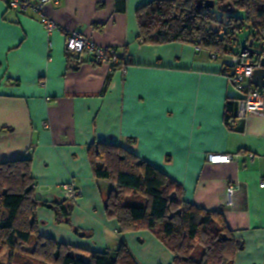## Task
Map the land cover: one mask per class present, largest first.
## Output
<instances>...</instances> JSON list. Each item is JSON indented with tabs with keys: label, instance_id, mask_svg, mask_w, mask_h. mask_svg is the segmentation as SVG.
<instances>
[{
	"label": "crops",
	"instance_id": "0c3cea01",
	"mask_svg": "<svg viewBox=\"0 0 264 264\" xmlns=\"http://www.w3.org/2000/svg\"><path fill=\"white\" fill-rule=\"evenodd\" d=\"M152 1L58 0L44 7L61 29L117 49L121 65L111 69L74 58L62 30L47 33L38 13L0 0V163L30 160L37 197L50 203L36 211L46 235L96 252L125 244L138 264H172L173 253L152 231H121L105 211L114 185L94 178L87 148L126 146L180 183L185 201L223 214L242 242L232 264H264V108L229 129L225 104L243 96L225 72L231 57L187 42L140 43L136 13ZM217 153L237 157L209 163ZM71 181L82 195L64 203L70 210L63 228L52 205L59 207L61 186ZM229 185L236 191L227 206Z\"/></svg>",
	"mask_w": 264,
	"mask_h": 264
},
{
	"label": "trees",
	"instance_id": "16d2710c",
	"mask_svg": "<svg viewBox=\"0 0 264 264\" xmlns=\"http://www.w3.org/2000/svg\"><path fill=\"white\" fill-rule=\"evenodd\" d=\"M204 1L154 0L139 8L140 43L187 42L218 57L235 54L238 35L248 29L246 44L262 60L264 0H211L213 8L205 7ZM222 5L233 10L223 11ZM230 71L231 66H226L225 72ZM239 118L237 102L227 101L224 123L237 130L233 123ZM87 157L94 178L114 185L105 198V211L117 218L121 231H152L173 253L172 264L233 263L242 242L233 236L222 213L185 201L180 183L126 146L95 142L87 148ZM29 162L0 163V248L14 251L26 246L25 264H138L125 244L114 251L96 252L40 236L36 211L39 205L50 207V203L37 197ZM70 202L52 205L57 223L68 217L70 207L64 203ZM31 243L33 247L28 248Z\"/></svg>",
	"mask_w": 264,
	"mask_h": 264
},
{
	"label": "built area",
	"instance_id": "2783aa9c",
	"mask_svg": "<svg viewBox=\"0 0 264 264\" xmlns=\"http://www.w3.org/2000/svg\"><path fill=\"white\" fill-rule=\"evenodd\" d=\"M11 10L23 12L32 10L40 15L41 24L47 33L54 30H62L65 34V51L75 58H90L96 64L109 66L111 69L121 65V58L115 48H106L97 45L90 37L79 33L76 30L61 29L59 25L51 19L44 11L47 4H57L58 0H6ZM264 58V44L262 58ZM231 82L242 92V98L237 103V116L246 118L253 111H261L264 108V93L255 88L252 84V76L255 69L261 67V60L253 56V47L246 44L239 52L232 54L230 58ZM48 126V122H43ZM235 154H209L207 160L211 164L229 163L235 160ZM264 187V182L260 184ZM236 191L234 185H229L226 189L225 205L230 206L232 197ZM82 191L71 181L61 186V196L63 200H76Z\"/></svg>",
	"mask_w": 264,
	"mask_h": 264
},
{
	"label": "rangeland",
	"instance_id": "374dc122",
	"mask_svg": "<svg viewBox=\"0 0 264 264\" xmlns=\"http://www.w3.org/2000/svg\"><path fill=\"white\" fill-rule=\"evenodd\" d=\"M215 11L217 12V10H215ZM238 15L244 16L243 12H238ZM247 37H248V29L243 30L238 35V40L235 42V44L233 46V52L234 53L239 52L240 49L246 45ZM227 57H231V54H228ZM81 195H82V193H81ZM70 201H72V200H70ZM55 225L63 227V228L64 227L67 228V226H68L64 222L56 223ZM38 234L40 236L51 237V238L56 239L54 236L46 235L47 233H45V228L44 229L42 228V232H41V230H38ZM31 242L35 243V237L32 238ZM60 242H62V241H60ZM25 247L22 249L19 247V249H15L14 251H11L7 246L1 247L0 248V264H25V262H27L28 258H29L28 252L26 251ZM27 247L32 248L33 243L29 244ZM34 264H43V263L41 261H36V262H34Z\"/></svg>",
	"mask_w": 264,
	"mask_h": 264
},
{
	"label": "water",
	"instance_id": "95a60500",
	"mask_svg": "<svg viewBox=\"0 0 264 264\" xmlns=\"http://www.w3.org/2000/svg\"><path fill=\"white\" fill-rule=\"evenodd\" d=\"M202 1H198V4H201ZM203 5L207 8H213L215 6L214 2L211 0H206L203 2ZM221 9L223 11L231 12L232 7L226 8V5H222ZM252 84L255 88L264 90V58L261 60V67L254 70L252 76Z\"/></svg>",
	"mask_w": 264,
	"mask_h": 264
}]
</instances>
